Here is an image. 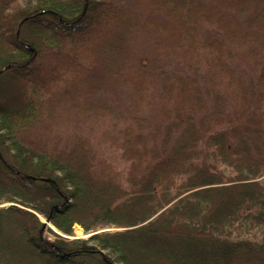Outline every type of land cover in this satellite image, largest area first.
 Returning <instances> with one entry per match:
<instances>
[{"label": "trees", "instance_id": "16d2710c", "mask_svg": "<svg viewBox=\"0 0 264 264\" xmlns=\"http://www.w3.org/2000/svg\"><path fill=\"white\" fill-rule=\"evenodd\" d=\"M21 1L0 264H264V0Z\"/></svg>", "mask_w": 264, "mask_h": 264}, {"label": "rangeland", "instance_id": "374dc122", "mask_svg": "<svg viewBox=\"0 0 264 264\" xmlns=\"http://www.w3.org/2000/svg\"><path fill=\"white\" fill-rule=\"evenodd\" d=\"M36 4V0H22L20 3H19V8L21 9H25L27 8L28 6L30 5H35ZM222 170H224L226 173H229V170L226 169V168H221ZM264 181V180H263ZM261 181V182H263ZM264 184V182H263ZM6 205V204H5ZM43 222H45L46 224H48L43 218H42ZM74 235H75V238H82V239H88L89 238V235L88 234H85L84 233V230L81 228V226L79 225H75L74 227ZM101 231H107V232H111V233H114V232H119L121 231L120 229H117V228H113V227H107V228H102ZM254 235H245V236H241V239H245V240H250V241H254V242H258L261 240V231H257V230H254ZM49 238H52L51 235H48ZM235 239H238L237 237H234ZM240 239V238H239ZM106 253L109 255V257L116 261L117 264H121L117 261V257L115 254H113L111 251H106Z\"/></svg>", "mask_w": 264, "mask_h": 264}, {"label": "water", "instance_id": "95a60500", "mask_svg": "<svg viewBox=\"0 0 264 264\" xmlns=\"http://www.w3.org/2000/svg\"><path fill=\"white\" fill-rule=\"evenodd\" d=\"M101 232H107V231H97V232H91L89 233V237L92 236V235H95V234H98V233H101Z\"/></svg>", "mask_w": 264, "mask_h": 264}]
</instances>
